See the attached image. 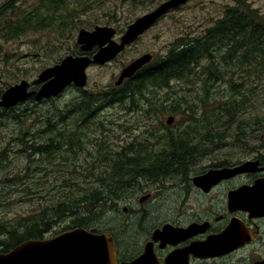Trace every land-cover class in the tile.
Instances as JSON below:
<instances>
[{
	"label": "trees",
	"instance_id": "16d2710c",
	"mask_svg": "<svg viewBox=\"0 0 264 264\" xmlns=\"http://www.w3.org/2000/svg\"><path fill=\"white\" fill-rule=\"evenodd\" d=\"M106 0H37L29 9L20 10L21 19H0V39L9 41L16 37L30 33H40L43 30L53 31L57 38L67 39L70 31L85 26L82 16L96 6H102ZM14 9V8H13ZM1 17V14H0ZM73 28V29H72ZM54 47V43H47ZM76 53L75 50L71 52ZM207 62V63H206ZM238 69V72L247 73V77L259 79L264 73V13L252 6L248 0H235L234 5L225 9L223 16L216 19L212 26L197 35H186L175 40L168 51L153 59V61L134 76L127 79L120 87L110 88L107 85L101 92L85 91L83 94H91V100H85L82 107L76 106L72 101L62 108L53 109L52 119L44 122V126L52 135L49 142H35L28 144L23 133V121L12 110L7 115L0 114L2 119L15 121L21 125L20 140L22 150L26 157V164L14 173L8 170L4 162L8 148L0 152V169L3 171L4 184H20L21 192L26 195H34L38 201L33 212L13 218L0 216V252H8L19 243L27 239H41L54 230V226L66 217L70 216V222L74 227L93 226L101 220L105 211V193L109 186L112 192L117 191V186L122 180L139 175L157 176L168 175L171 165L159 164L158 166H146L122 164L121 161L160 160L183 161L193 160L194 153L199 150L201 144L207 142L217 143L221 136L218 130H222V138L230 136L228 130L264 128V87L258 84H248L246 77L239 81L226 79V72ZM243 76V75H242ZM253 79V80H254ZM221 83L220 85L218 83ZM174 84H182L174 89ZM174 85V86H173ZM173 88V89H172ZM112 89V90H111ZM111 90V91H109ZM168 90L162 97V91ZM204 98L218 99L216 95L226 94V100L218 99L219 111L209 114L211 110L206 108L208 102L199 111H203L204 140L191 143L190 131L183 134H174L172 139L166 138L157 154L138 156V152L132 153L131 147L124 148L123 152L113 153L112 163L94 166H69L65 162L64 153L74 152L73 142L66 143L73 137V127L70 115L75 111L85 113L81 115L78 125L79 140L81 141L82 126L88 117H92L103 103L94 101V97L108 100L109 98H126L127 101L136 103L134 109L144 116L155 117L159 113H171L177 111L174 107L177 97L189 104L191 94ZM3 90L0 91V94ZM170 96V97H169ZM161 97V98H160ZM169 97V98H168ZM217 97V98H216ZM84 98H82V101ZM203 100V98H202ZM171 102V103H170ZM204 102V101H203ZM24 112L25 108L20 106ZM198 108L185 110L193 118L199 115ZM214 110H212L213 112ZM198 112V113H197ZM157 114V115H154ZM250 114V115H249ZM61 124L63 131L54 135ZM195 125L191 124V127ZM199 125H197L198 127ZM42 127V128H43ZM41 128V129H42ZM93 128L97 127L95 122ZM66 130V131H65ZM75 130V129H74ZM225 130V132H224ZM48 133V135H50ZM224 133V134H223ZM237 133V132H236ZM256 134V133H255ZM232 133L231 136H234ZM32 136H37L32 134ZM230 136V137H231ZM237 139L241 135H235ZM38 137V136H37ZM161 137V136H160ZM54 139L56 141H54ZM72 140V139H71ZM61 141L59 145L58 143ZM88 141H91L89 139ZM161 142V139H159ZM150 145V141H148ZM10 144V142L8 143ZM56 144V145H55ZM104 143H98V149H106ZM62 147V148H60ZM81 149V145L79 147ZM146 152H150L147 150ZM57 156V157H55ZM54 158L61 159L59 180H57V192L45 196V188L50 185L48 175L51 173ZM181 162H179V166ZM182 167V166H181ZM89 170L90 179L83 184L82 179L71 178L72 173ZM77 181V182H75ZM76 184L79 185L76 188ZM83 184V187H82ZM14 193V192H12ZM43 199L47 200L46 204ZM37 233V234H36Z\"/></svg>",
	"mask_w": 264,
	"mask_h": 264
},
{
	"label": "rangeland",
	"instance_id": "374dc122",
	"mask_svg": "<svg viewBox=\"0 0 264 264\" xmlns=\"http://www.w3.org/2000/svg\"><path fill=\"white\" fill-rule=\"evenodd\" d=\"M3 1L5 0H0V5ZM164 1L166 0H106L102 6H96L89 10L87 14H84L81 19L85 26L78 27L77 29L72 28L73 30L69 32L70 35L65 40L57 38L53 31L48 32L47 30H43L40 33L29 32V34L16 37L9 41L0 39V90H3L1 94L11 85L20 83L22 80L28 79L34 82L39 74L47 67L61 62L67 55H71V52L74 50L76 53L80 52L81 48L77 43L80 29L86 28L93 30L97 25L112 26L117 29L118 36L119 33L126 32L128 26L138 17L152 11ZM248 2L260 12L264 13V0H248ZM234 4L235 0H191L181 8L167 12L115 59L103 65H90L87 68L88 83L81 91L85 92L86 90L99 93L107 85H110V88H114V86L120 87L122 84L116 85V81L123 68L131 61L145 53H152L155 58H158L172 47L176 39L186 35H197L212 26L216 19L223 16L227 6ZM31 5H33V0H31ZM28 7L25 6V8ZM48 42L51 44L54 43L55 46L49 47ZM224 76L226 79L234 80L235 82L239 81L241 77H246L245 80L251 81L248 84H253V81L256 85L259 83V87H264V73L259 79H254L251 76L247 77V73L245 72H241L240 74L238 69H236L232 70V72H226ZM218 84L220 85L221 83ZM174 85L173 88L177 89L182 84ZM167 91L163 90L161 96L163 97ZM202 92L201 98L197 97L196 94H191L189 99L187 97L189 104L184 103L181 98L177 97L174 99V107L177 111L164 114L159 113L158 115L154 113V115H157L155 117L144 116V114L136 112L134 109L137 104L127 101L126 98H109L106 100L100 97L101 100L99 101L98 97H94L95 102H104L106 106L97 110L95 114L91 115L92 117H88L84 121L85 123L79 127L83 132L81 141H78L80 137L78 129H73V134L76 138L66 140L65 142H74V152L72 155L71 152L64 153L66 155L65 162L67 163L65 167L67 165L72 167L74 165L77 167L80 165L84 167L101 165L105 160L108 164L112 163L114 159L111 158V155H114L113 153L123 152L124 148L128 147L129 144H133L131 152L137 150L138 156H145L150 152L158 153L162 151L160 147L166 138L172 139L174 134H185L186 130L191 132L189 133L191 143L204 140V121L199 119L204 114L202 113L203 111L199 110L205 106L207 101L206 108H208L207 110H211L208 113L210 115L214 114L215 111H219L218 102L222 99L226 100L227 96L225 93L221 96L216 95L220 99L218 101L215 98L211 99V95L214 92L210 95V99L204 98L205 92L203 90ZM77 95L74 88L69 87L67 91H63L60 97H57L55 100H48L35 113H33V109L29 113L26 109L23 112L20 105L14 107V113L17 116L23 117L19 118L23 121V133H31L37 136L40 134L43 135L41 128L44 126V122L41 118L46 122L52 119L53 114L49 116L48 114L53 112L54 108H62ZM79 95L84 98L83 101L82 98L79 100V108L85 105V100L92 99L91 94H83L81 92ZM201 104H203V107ZM32 106L33 103L31 104ZM196 107L200 114L196 116L197 118L192 119L190 115L192 112L187 113L185 110ZM212 110L214 111L212 112ZM83 114L85 113L70 115V124L75 123L78 116L81 119V115ZM39 115H42V117ZM170 116H173L174 120L168 123L167 120ZM95 122L97 123V127L100 128H93ZM191 124L195 126L191 127ZM197 125L199 126L197 127ZM20 127L21 125L12 120L7 121V119H2L0 123V152L5 150L6 147L8 148L6 155H4V162H6L8 170L11 173H14L27 163L26 157L20 152L22 150L21 140L19 139L21 133ZM43 129H46V127H43ZM60 131L62 132L63 129H58L54 132V135H57ZM218 132L221 134L219 140H217L218 142L201 144L199 150L194 153L193 160H191L193 163L190 166L193 165V167L199 169V167L206 163L204 160L246 159L252 155V153L249 154L250 145H264V128L236 129V127H233L228 130L230 136L232 133L241 135L242 137L239 139L235 135L231 137L225 136L223 139L222 130H218ZM51 135H46L45 138L48 139ZM24 137L28 139L27 136ZM126 137H128L127 140H124ZM89 139L91 141H88ZM159 139H161V142ZM100 141L104 143L101 147L108 146V148L99 150L98 143ZM148 141H150V145ZM9 142L10 144H8ZM60 143L61 141L58 144L62 145ZM80 145L81 149H79ZM154 145L156 146L152 147ZM147 150L150 152H146ZM261 150L264 153V148ZM52 163L51 173L48 175L50 185L44 189V191H48L45 192V196H48L49 193L51 196L57 192V180H59V173L61 172L58 170L60 167L56 168V166L58 163L63 162L61 159L56 160L54 158ZM69 176L71 178L82 179L83 184H86L88 179H90V171H77ZM3 177V171L0 169V216L13 218L33 212L37 207V197L22 193L20 184H12L11 182L4 184L2 182ZM78 186L76 184V188ZM46 202L47 200L43 199V203L46 204ZM161 213H166V209ZM70 219L71 217L68 216L56 224L54 230L49 235H55L64 227L71 225ZM103 224V222L100 223V225Z\"/></svg>",
	"mask_w": 264,
	"mask_h": 264
},
{
	"label": "flooded vegetation",
	"instance_id": "af4514ba",
	"mask_svg": "<svg viewBox=\"0 0 264 264\" xmlns=\"http://www.w3.org/2000/svg\"><path fill=\"white\" fill-rule=\"evenodd\" d=\"M36 1L33 0V4ZM30 3L31 0L3 1L0 5V19L18 21L22 18L19 14L20 10L29 9ZM25 6L29 7L25 8ZM25 11L26 15L30 14L27 10ZM123 33H119L116 38L120 40V35ZM98 50L99 46L96 45L91 51L80 50L76 55L86 54L93 58ZM27 81L28 91L34 93L24 102L9 109L0 106L1 115H7L18 105L24 106L28 113L31 109L35 113L48 100H55L63 93L50 98L37 99L36 95L45 81L40 79V74L34 82L28 79ZM69 87L74 88L78 94L72 102L79 107V100L82 98L79 94L84 91L74 84L65 90L67 91ZM105 106L103 102L100 109ZM78 114L79 112L75 111L73 115ZM39 116L42 117V115ZM79 123L78 116L75 123H71L72 129H78ZM57 125L61 126V124ZM58 129L60 127L56 128ZM41 130L43 135L40 134L38 137H32L31 133H26L27 142L31 144L36 140L40 142L52 140V136L45 138L50 133H47L48 129ZM75 138L73 135L71 139ZM128 146L132 148L133 144ZM262 148L264 145L252 144L249 149V154L252 153V155L246 159L204 160L206 163L199 169L193 165L190 166L193 163L191 160L121 161L122 164L128 165L168 164L172 169L169 170L168 175H139L127 180L125 178L114 186L117 190L115 192H112L113 187L109 186L108 192L104 195L105 211L101 220L93 226L83 228L96 233H109L112 236L117 264H133L139 258L143 261L136 264H262L264 262V153ZM132 153L135 154L136 151ZM248 161L255 162L249 170L236 174L227 171L229 176L224 177H206L212 171L234 169ZM179 162H181L180 166ZM242 189L248 190L249 198L253 199L250 202L252 205L250 208H244L243 205L232 202L231 198ZM170 204L172 205L169 206ZM165 209L166 213H161ZM102 222L104 224L100 225ZM76 228L78 227L71 224L61 229L59 233ZM51 236L48 233L44 238Z\"/></svg>",
	"mask_w": 264,
	"mask_h": 264
},
{
	"label": "water",
	"instance_id": "95a60500",
	"mask_svg": "<svg viewBox=\"0 0 264 264\" xmlns=\"http://www.w3.org/2000/svg\"><path fill=\"white\" fill-rule=\"evenodd\" d=\"M189 1L191 0H166L162 2L155 9L131 23L119 41L115 39L117 29L112 26L97 25L93 30L80 29L77 43L81 50L88 52L96 45L99 46V50L93 58L86 54L67 55L61 62L44 69L40 74V79L44 80L45 83L36 97L41 99L58 96L72 84L79 88L85 87L88 83L87 68L91 64L103 65L112 61L127 46L137 41L164 14ZM152 59V53H145L131 61L121 71L116 85H121L126 79L134 76ZM28 84L27 80H22L20 83L11 85L3 92L0 105L8 108L24 102L34 93L28 91ZM173 120L174 118L171 117L168 123ZM253 165L255 162L248 161L234 169L212 171L206 177L229 176L227 171L236 174L249 170ZM249 196V191L242 189L236 192V195L231 199L232 202H237L244 208H250L252 206L250 202L253 199ZM142 261L139 258L133 264L142 263ZM0 264H117V259L115 244L109 233H96L78 227L48 238L24 240L10 251L0 252Z\"/></svg>",
	"mask_w": 264,
	"mask_h": 264
},
{
	"label": "bare ground",
	"instance_id": "6f19581e",
	"mask_svg": "<svg viewBox=\"0 0 264 264\" xmlns=\"http://www.w3.org/2000/svg\"><path fill=\"white\" fill-rule=\"evenodd\" d=\"M164 15H165V14H164ZM159 19H160V18H159ZM159 19H158V20H159ZM117 33H118V32H117ZM116 36H117V34H116ZM116 36H115V39H117ZM80 48H81V47H80ZM125 50H126V49H125ZM125 50H124V51H125ZM73 55H76V54H73ZM153 59H154V58H153ZM153 59H152V61H153ZM152 61H151V62H152ZM151 62H150V63H151ZM43 98H45V97H43ZM37 99H38V98H37ZM0 106H1V105H0ZM14 106H15V105H14ZM1 107L5 108V109H9V108H10V107L7 108V107H4V106H1ZM11 107H13V106H11ZM171 117H173V116H170V117L168 118L167 122L169 121V119H170ZM173 118H174V117H173ZM207 148H208V147H207ZM205 149H206V146H205ZM204 154H205V153H204ZM200 158H201V157H200ZM202 158H203V157H202ZM36 234H37V233H36ZM33 239H34V238H33Z\"/></svg>",
	"mask_w": 264,
	"mask_h": 264
}]
</instances>
